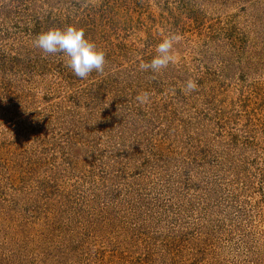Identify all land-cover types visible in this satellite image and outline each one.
I'll list each match as a JSON object with an SVG mask.
<instances>
[{
  "label": "rangeland",
  "instance_id": "obj_1",
  "mask_svg": "<svg viewBox=\"0 0 264 264\" xmlns=\"http://www.w3.org/2000/svg\"><path fill=\"white\" fill-rule=\"evenodd\" d=\"M0 264H264V0H0Z\"/></svg>",
  "mask_w": 264,
  "mask_h": 264
},
{
  "label": "clouds",
  "instance_id": "obj_2",
  "mask_svg": "<svg viewBox=\"0 0 264 264\" xmlns=\"http://www.w3.org/2000/svg\"><path fill=\"white\" fill-rule=\"evenodd\" d=\"M181 36L172 34L166 36L157 46L156 55L150 62L141 61L139 68L142 71L151 70L159 72L175 61L173 53L174 43L179 42ZM34 47L45 54H62L65 58L66 67L70 68L79 79H86L94 71L103 74L105 70V53L85 37L84 29L76 26L52 28L36 36L33 41ZM198 84L195 80L188 79L184 84L186 93L196 91ZM150 93L142 91L135 100L146 105L150 102Z\"/></svg>",
  "mask_w": 264,
  "mask_h": 264
}]
</instances>
